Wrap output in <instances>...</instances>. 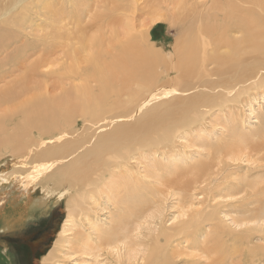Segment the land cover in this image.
I'll return each mask as SVG.
<instances>
[{
	"label": "bare ground",
	"instance_id": "1",
	"mask_svg": "<svg viewBox=\"0 0 264 264\" xmlns=\"http://www.w3.org/2000/svg\"><path fill=\"white\" fill-rule=\"evenodd\" d=\"M158 1H169L172 8H150L149 22L139 32L134 25L139 0H0V163L13 153L22 166L15 177L22 189L10 206L24 200L27 208L45 209L54 199L66 201L62 228L40 264H53L56 248L101 199L116 212L122 210L116 224L100 232L98 243L90 244L88 235L76 244L99 251L130 244L131 226L146 211L141 213L142 205L149 203L147 190L152 189L151 196H174L180 188L163 182L144 194L140 178L124 173V164L174 147L182 135L189 137L209 117L217 118V112L234 123L240 110L235 104L264 89V0ZM87 17L96 22L99 35L87 37ZM37 18L42 22L36 26ZM164 21L181 27L171 55L149 45L151 28ZM108 37L109 42L104 40ZM158 68L164 70L159 75ZM232 131L235 136L216 142L213 160L201 168L194 191H210L214 169L255 152L257 144L244 143L238 131ZM230 137L234 141L222 143ZM15 172L0 175L3 221L13 212L6 208L14 191L2 185H10ZM260 184L262 200L264 182ZM38 190L40 196H34ZM133 190L140 209L132 204ZM189 206L191 212L198 210ZM182 213L185 224L188 213ZM216 215L210 212V219L200 216L180 228H162L139 260L135 252L126 259L121 252L113 255L122 264H198L203 257L201 264H260L250 254L195 255L173 246L174 241L178 246L195 241L204 223ZM86 218L92 228L94 223ZM19 220L24 222L25 216Z\"/></svg>",
	"mask_w": 264,
	"mask_h": 264
},
{
	"label": "rangeland",
	"instance_id": "2",
	"mask_svg": "<svg viewBox=\"0 0 264 264\" xmlns=\"http://www.w3.org/2000/svg\"><path fill=\"white\" fill-rule=\"evenodd\" d=\"M149 1L139 0L141 6L135 13L134 21V25L139 32L149 22L150 8H154L153 11L159 8L163 11H166V7L172 8L171 4L168 3L169 1L167 3L166 1L161 3L162 1L158 0ZM167 4L169 6H166ZM93 14L94 12L90 14L91 18L94 16ZM87 18L88 22L91 21V19ZM41 22L42 20L37 18L35 21L36 26ZM95 23L91 21L89 25L88 23L84 24L87 37H93L98 34V27H93ZM36 26L34 27L36 28ZM142 30L141 32H144ZM153 30L155 40L151 34ZM180 31L181 27L173 28L168 22H159L151 28L149 45L156 48L157 51L160 48L159 51L164 55H171ZM110 39L111 37H108L104 40L109 42ZM37 60L38 57L31 59L27 65H33L34 61L37 62ZM157 71L155 73L159 75V72L161 73L164 70L158 68ZM15 75L17 78L22 76L21 73H16ZM175 76L176 74L171 77ZM41 81V79H38L37 83ZM33 82L34 79L28 85L32 86ZM52 82L54 83V81L50 83L52 84ZM52 93H58V91H53ZM242 101L241 103L239 102L240 104H235L236 109L240 107V110L237 109V112H235L239 115V119L234 123H231L227 114L221 115L217 112V118L209 117L207 122L197 126L200 128L191 133L192 135L189 137L182 135L183 137L180 138L182 140L179 139L174 147L165 152L151 154L145 158L136 156L129 163L124 164V173L128 170L131 171L133 177L137 175V178H140L144 194L148 187L151 188L153 185L161 187L163 182H169L175 188H180L174 196L170 194L162 196L160 192L159 194L155 192L151 196L152 189L147 190L149 203L142 205L141 213L146 211L144 214L140 213L142 216L136 219L138 223H133L131 226L132 242L130 244L126 246L118 245L119 248L114 250L113 248H106L101 251L88 249L83 244H76V239H85L88 235L91 236L90 244L98 243V239L101 236L100 232L116 224L122 210L116 212L107 200L101 199V203L100 201L95 203V209L91 208V211H85V215L79 221H76L69 234L56 248L53 254V264H122V261L117 260L115 255H113L116 252H121L124 259L135 252L137 256L135 258L139 260L143 253L148 250L147 242H152L154 240L153 237L162 228H180L184 225L192 224L200 216L210 219V212L217 213V215L214 220L204 223L195 241H182L183 243L180 246L177 245L178 242L174 241L173 246H176L179 250L189 249L188 252H193L195 255H200L202 252H240L241 254H250L257 259L258 263L264 264V198L260 200L257 193V190L261 189L259 187L262 186L260 183L264 182V151L256 152V150L261 148L264 150V89L255 91L250 97L249 95L243 97ZM232 129L238 131L244 143L257 144L255 152L250 156L241 155L239 159L243 160L240 162L233 163L229 161L231 165L227 166L228 168L214 169L213 171L217 172V174L211 178L213 183L208 186L210 191L208 190L206 193L199 190L194 191L200 185H194V181L200 174L201 168L209 165L213 160L214 148L218 144L216 142L229 135L235 136ZM209 135H211V138H209ZM231 141H234L233 137L222 141V143ZM12 155H4L6 159H9L3 161L5 163H0L2 164L0 166V175H3L4 172L13 173L14 170L16 171L10 177L9 181H12L11 184L3 183L2 185L3 187H8L9 191L13 190L14 192L13 195L12 192L8 195L9 204L7 203L8 208H6L7 212H13L5 217V219L9 217L8 219L3 221V218H1L0 220V229H5V232L0 230V264H15L11 256L6 252V243L23 238L26 227L35 228L30 232L35 235L40 234L41 241L46 242L45 248L42 249L37 258H34L32 263L40 264L42 255L48 254L53 248L57 234L62 228V223L66 218V201L63 200L56 203L54 199L55 202L51 201L49 208L44 209V206L41 208L34 206L27 208L28 206L24 203V200H20L13 205L14 208L11 207L12 200H15L13 198L17 197L16 193L22 189L20 185V187L16 186L18 179H15L21 173L19 162L17 163L14 160H18V158ZM1 157L0 159L2 160ZM25 166L23 165V167ZM17 170L19 173H17ZM24 172L21 175L25 174ZM193 172L197 176H194ZM182 187L186 188L181 189ZM254 188L256 191L253 190ZM34 196L39 197L40 191L38 190ZM133 198H135L132 203L133 206L140 209L138 195L135 190H133ZM191 204L194 207H198L196 212H191L192 207L189 206ZM182 212L188 213V216L185 217L187 220L185 224L181 223L184 220L181 218ZM20 214L25 216L26 220L24 222L19 220ZM48 214L50 216L46 217ZM189 214L191 215L190 218ZM87 215L94 223L92 228L89 226L90 224L88 225ZM14 219H18L20 222L16 224L13 221ZM47 221L49 222L46 226ZM8 236L15 239H6ZM197 260L199 262V257H197ZM200 261L198 264L204 263L206 259L203 257ZM229 264H242V261L238 260Z\"/></svg>",
	"mask_w": 264,
	"mask_h": 264
},
{
	"label": "flooded vegetation",
	"instance_id": "3",
	"mask_svg": "<svg viewBox=\"0 0 264 264\" xmlns=\"http://www.w3.org/2000/svg\"><path fill=\"white\" fill-rule=\"evenodd\" d=\"M49 216L50 214H48L46 217ZM48 222L49 221L46 222V226ZM34 229L35 228L26 227L24 229L25 234H23L25 236L23 238L13 241L11 243H6V252L11 256L12 261L15 264H32L34 258H37V256L40 255V252H42V249L45 248L46 242L41 241V235H35L34 233H31ZM6 239L15 238H11V236H8L6 237Z\"/></svg>",
	"mask_w": 264,
	"mask_h": 264
},
{
	"label": "trees",
	"instance_id": "4",
	"mask_svg": "<svg viewBox=\"0 0 264 264\" xmlns=\"http://www.w3.org/2000/svg\"><path fill=\"white\" fill-rule=\"evenodd\" d=\"M152 38L155 40L156 38H155V34H154V30L152 31ZM44 255V254H43ZM42 255V256H43Z\"/></svg>",
	"mask_w": 264,
	"mask_h": 264
}]
</instances>
